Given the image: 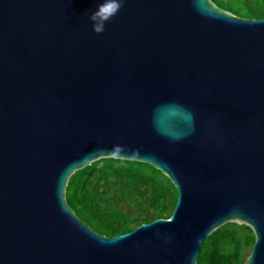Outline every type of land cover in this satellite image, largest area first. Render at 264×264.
<instances>
[{
    "label": "water",
    "instance_id": "water-1",
    "mask_svg": "<svg viewBox=\"0 0 264 264\" xmlns=\"http://www.w3.org/2000/svg\"><path fill=\"white\" fill-rule=\"evenodd\" d=\"M0 0V264H199L229 222L264 264V19L211 0ZM106 11V10H105ZM138 161L173 215L105 237L67 200L79 170Z\"/></svg>",
    "mask_w": 264,
    "mask_h": 264
},
{
    "label": "trees",
    "instance_id": "trees-1",
    "mask_svg": "<svg viewBox=\"0 0 264 264\" xmlns=\"http://www.w3.org/2000/svg\"><path fill=\"white\" fill-rule=\"evenodd\" d=\"M243 19H264V0H211ZM67 200L96 233L116 237L173 215L179 190L170 178L138 161L102 158L70 179ZM257 236L246 224L229 222L203 243L199 264H245Z\"/></svg>",
    "mask_w": 264,
    "mask_h": 264
},
{
    "label": "clouds",
    "instance_id": "clouds-1",
    "mask_svg": "<svg viewBox=\"0 0 264 264\" xmlns=\"http://www.w3.org/2000/svg\"><path fill=\"white\" fill-rule=\"evenodd\" d=\"M123 3L124 0H105V3L89 16L92 30L98 35L102 34L105 31V25L117 15Z\"/></svg>",
    "mask_w": 264,
    "mask_h": 264
},
{
    "label": "snow or ice",
    "instance_id": "snow-or-ice-1",
    "mask_svg": "<svg viewBox=\"0 0 264 264\" xmlns=\"http://www.w3.org/2000/svg\"><path fill=\"white\" fill-rule=\"evenodd\" d=\"M107 11V10H106Z\"/></svg>",
    "mask_w": 264,
    "mask_h": 264
}]
</instances>
